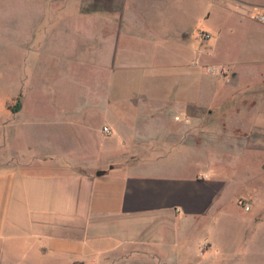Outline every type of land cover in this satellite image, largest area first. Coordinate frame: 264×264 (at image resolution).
<instances>
[{
	"label": "crops",
	"instance_id": "obj_1",
	"mask_svg": "<svg viewBox=\"0 0 264 264\" xmlns=\"http://www.w3.org/2000/svg\"><path fill=\"white\" fill-rule=\"evenodd\" d=\"M218 4L247 23L245 37L258 43L248 53L264 59V0ZM121 8L90 41L91 57H107L93 60L103 73L91 98L74 86V96L63 91L30 114L23 97L33 126L27 156L0 115V178L16 175L0 264H264V66L207 62L214 45L199 30L184 39L175 0H123ZM199 17L210 25V12ZM47 84L44 76L37 85ZM208 118L234 120L230 135L257 138L236 137L213 157L185 131ZM165 136H178L170 154L151 144ZM251 150L263 153L254 176L243 160Z\"/></svg>",
	"mask_w": 264,
	"mask_h": 264
},
{
	"label": "rangeland",
	"instance_id": "obj_2",
	"mask_svg": "<svg viewBox=\"0 0 264 264\" xmlns=\"http://www.w3.org/2000/svg\"><path fill=\"white\" fill-rule=\"evenodd\" d=\"M122 1L0 0V115L3 130L9 138L14 137L13 143L21 156L28 155L27 144L32 142L28 134H32L33 126L22 107L18 112H14L13 108L19 101L23 106L22 101L25 97L26 107L31 109L30 114L46 111L51 105L48 104L51 96L60 99L63 91L67 96H74L72 91L74 86L78 94L81 92L84 98H91L93 83L96 84V77L103 73L96 69V61L93 60H98V63L106 62L107 57H91L90 41L97 28L108 26L105 22H108L109 16L121 14L119 12L122 9ZM175 1L180 15V31L186 32L183 34L184 39L195 38L197 30L201 29L212 34L210 43L214 48L207 62L214 65H219V61L236 62L240 65L253 62L257 64L253 71L261 70L264 66L263 57L248 53L256 48L258 43L251 42L245 37V33L251 31L247 23L240 26L232 13L228 17L223 16L218 0ZM206 12L211 13L210 25L205 24L203 17H199ZM230 27L234 32H230ZM180 39H183L182 35ZM80 43L82 48L79 46ZM166 59L168 58L158 60L168 63ZM64 69L67 71H62ZM122 75V72H116V80L122 79ZM44 76L49 84L40 87L37 84L40 80L43 81ZM80 82L82 85L78 86ZM234 123V120L208 118L198 124L190 123L185 131L186 135H192L196 145L209 146L212 156H218L221 154L220 149L236 142V137L241 136L244 143H252L251 139L257 138L242 135L240 131H236V137L230 135ZM24 134L23 139L21 136ZM162 138V143L161 137H157L156 143L151 144L168 147L163 154H170L172 144L178 136ZM9 144L10 142L7 144L9 149L3 154V163L8 160V166L11 165ZM146 154H153V151ZM262 156L260 150L246 153L243 160L249 176H254L259 171ZM13 176L16 175L13 173L0 178V223L3 222L9 204ZM240 200L248 203L251 209L250 200L239 199L237 205L241 208L243 206L239 204Z\"/></svg>",
	"mask_w": 264,
	"mask_h": 264
},
{
	"label": "built area",
	"instance_id": "obj_3",
	"mask_svg": "<svg viewBox=\"0 0 264 264\" xmlns=\"http://www.w3.org/2000/svg\"><path fill=\"white\" fill-rule=\"evenodd\" d=\"M198 36H199V38H200L202 43H208L212 39L211 33L207 32V31H204V30H199L198 31ZM211 70H212V72H218V73H221V74L224 73L223 70H217V69H211ZM104 132L108 133V134L111 133V131H110V129L108 127H104ZM239 204L243 206L245 211H249L250 210V205L248 203H245L244 200H240Z\"/></svg>",
	"mask_w": 264,
	"mask_h": 264
},
{
	"label": "trees",
	"instance_id": "obj_4",
	"mask_svg": "<svg viewBox=\"0 0 264 264\" xmlns=\"http://www.w3.org/2000/svg\"><path fill=\"white\" fill-rule=\"evenodd\" d=\"M22 105H21V102L19 101L15 107L13 108V111L14 112H18L20 109H21Z\"/></svg>",
	"mask_w": 264,
	"mask_h": 264
}]
</instances>
